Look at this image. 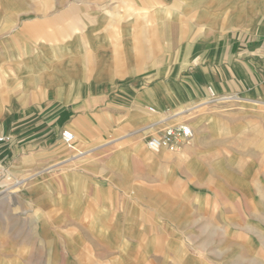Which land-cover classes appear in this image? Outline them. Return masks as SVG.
<instances>
[{
    "label": "crops",
    "instance_id": "1",
    "mask_svg": "<svg viewBox=\"0 0 264 264\" xmlns=\"http://www.w3.org/2000/svg\"><path fill=\"white\" fill-rule=\"evenodd\" d=\"M155 1L139 0V15H127L119 32L83 25V9L75 22L67 7L37 13L28 4L24 13L16 2L0 13V133L10 137L0 144V161L43 211L19 223L35 226L45 244L60 239L61 251L77 258L71 264H91L79 260L83 246L102 247L104 264L143 262H127L131 230L117 227L137 225L132 211L140 207L170 217L172 207L159 204L157 175L173 185L182 162L197 177L204 161V138L176 151L148 149L149 137L179 125L177 110L200 107L211 91L227 101H264V16L218 30L188 4ZM192 124L194 131L199 124ZM64 128L75 134V147L62 143ZM14 230L7 234L28 232ZM122 241L127 250L112 256ZM16 250L6 252L16 259Z\"/></svg>",
    "mask_w": 264,
    "mask_h": 264
},
{
    "label": "rangeland",
    "instance_id": "2",
    "mask_svg": "<svg viewBox=\"0 0 264 264\" xmlns=\"http://www.w3.org/2000/svg\"><path fill=\"white\" fill-rule=\"evenodd\" d=\"M168 1L177 8L188 4L196 9V15L208 14L218 30L229 21L264 16V0ZM16 2L25 8L24 13H28V4L33 6L29 12L37 13L67 7L68 17L74 22L77 12L83 9V25L109 24L118 32L127 15L135 18L142 10L139 0H0V13L3 8L10 10V4ZM155 5L154 0L151 7ZM173 116L177 124L192 126L194 121L199 124L191 142L204 138L199 151L204 161L197 163L202 169L196 177L182 162L185 165L179 173L180 179L173 185L163 175H157L163 190L158 196L159 204L172 207L170 217L156 215L143 207L132 211L138 224L117 227L121 232L131 230V253L127 255V262L136 263L138 259L143 261L141 264H264V101L207 99L200 107L181 108ZM64 130H60L62 143L75 147V140L72 146L63 141ZM22 180L10 176L0 181L4 186L9 183L10 187H7L9 192L6 189V193L0 194V238L5 239L8 247L4 253L0 251V264L75 263L77 258L61 251L60 239L45 244L38 239L35 226L19 223V219L34 220L43 216L41 209L29 203L36 196L25 189L27 183ZM17 194L27 198L28 203L21 204ZM12 228L15 234L26 228L28 232L16 238L12 233L7 234ZM173 233L177 240H170ZM120 245L113 248L112 256L127 250H122L124 241ZM15 247L21 255L16 259L12 251L6 252ZM104 251L102 247L91 251L89 246H83L78 257L81 262L104 264Z\"/></svg>",
    "mask_w": 264,
    "mask_h": 264
},
{
    "label": "built area",
    "instance_id": "3",
    "mask_svg": "<svg viewBox=\"0 0 264 264\" xmlns=\"http://www.w3.org/2000/svg\"><path fill=\"white\" fill-rule=\"evenodd\" d=\"M211 99H214V92L211 91ZM151 111L154 110L153 107L150 108ZM194 135L193 128L189 124H179L173 127H168L165 129L164 133L157 136H151L146 142V145L150 151L160 152L162 149H169L171 151H176L180 148L182 144L189 143ZM63 141L68 145L72 146L75 140V134L66 129L62 133ZM10 140V137L0 133V144L6 143ZM9 177L6 168L0 161V181ZM7 185H3L0 182V192L5 191L7 189Z\"/></svg>",
    "mask_w": 264,
    "mask_h": 264
},
{
    "label": "bare ground",
    "instance_id": "4",
    "mask_svg": "<svg viewBox=\"0 0 264 264\" xmlns=\"http://www.w3.org/2000/svg\"><path fill=\"white\" fill-rule=\"evenodd\" d=\"M2 183V182H1ZM5 185H9V183L7 184V183H4ZM8 188H10L9 186H8ZM7 188V190H8V192L10 191L9 189ZM12 191V190H11Z\"/></svg>",
    "mask_w": 264,
    "mask_h": 264
}]
</instances>
